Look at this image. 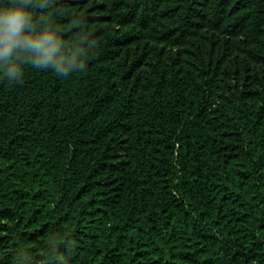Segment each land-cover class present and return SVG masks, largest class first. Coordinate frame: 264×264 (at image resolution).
I'll return each instance as SVG.
<instances>
[{"label":"trees","instance_id":"trees-1","mask_svg":"<svg viewBox=\"0 0 264 264\" xmlns=\"http://www.w3.org/2000/svg\"><path fill=\"white\" fill-rule=\"evenodd\" d=\"M31 9L82 67L0 75V264H264V0Z\"/></svg>","mask_w":264,"mask_h":264},{"label":"clouds","instance_id":"clouds-1","mask_svg":"<svg viewBox=\"0 0 264 264\" xmlns=\"http://www.w3.org/2000/svg\"><path fill=\"white\" fill-rule=\"evenodd\" d=\"M38 7H44L39 4ZM51 27H34L31 0H0V75L12 82L22 76L17 62L23 55L34 66L66 74L78 64L79 50H71Z\"/></svg>","mask_w":264,"mask_h":264}]
</instances>
